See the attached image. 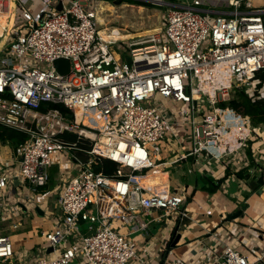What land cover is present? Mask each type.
I'll list each match as a JSON object with an SVG mask.
<instances>
[{"label": "built area", "instance_id": "1", "mask_svg": "<svg viewBox=\"0 0 264 264\" xmlns=\"http://www.w3.org/2000/svg\"><path fill=\"white\" fill-rule=\"evenodd\" d=\"M34 5L40 9L33 15ZM166 5L164 26L155 34L103 41L94 1L0 0V17L18 19L0 49V128L26 136L13 151L16 173L0 164V202L14 179L27 183L31 193L47 186L55 153L80 167L58 197L62 220L44 234L52 255L28 264L131 262L136 243L130 233L118 232L122 227L143 230L147 223L139 219L156 211L162 215L153 220L182 214L184 196L172 190L160 158L164 143H190L182 159L203 154L216 161L245 147L231 149L224 136L230 129L225 110L216 106L224 102L217 67L224 63L230 72L224 79L228 94L232 88L246 93L251 80L254 88L264 84V7L249 0ZM125 42L127 54L121 56L115 45ZM59 59L69 61L65 75L53 65ZM157 96L184 108L172 118L155 102ZM202 99L209 111L200 110ZM240 119L248 128V119ZM68 135L90 148L71 144ZM74 151L85 153L86 162ZM100 159L116 165L113 174L94 170ZM70 237L76 242H68ZM13 256L9 236L0 235V264H11ZM206 264L251 263L226 246Z\"/></svg>", "mask_w": 264, "mask_h": 264}, {"label": "crops", "instance_id": "2", "mask_svg": "<svg viewBox=\"0 0 264 264\" xmlns=\"http://www.w3.org/2000/svg\"><path fill=\"white\" fill-rule=\"evenodd\" d=\"M91 1L108 2L106 0ZM151 1V3L154 2V0ZM171 1L172 4H182L177 0ZM164 4L168 3L164 2ZM166 8H168L167 5ZM97 26L99 27V24ZM138 32L142 31L128 34ZM170 145H178L181 152L174 156L169 155L168 149H173ZM189 147L188 142L181 144L179 140L170 139L162 146L160 157L164 159V163L166 162L163 167L167 171L172 190L178 194L181 191V195L184 196V202L180 207L182 214H172L153 220L162 215V212L156 211L151 217L139 219L147 223V226L143 230H137V226H133L134 229H128L127 234L130 233L131 239L134 237L136 243V258L127 264H206L220 255L226 246H231L240 252L251 264H264V184L256 192H251L254 190L251 185L255 184L260 176H264V168L256 167L258 165L256 155L252 151L254 162L257 163L248 168L249 162L244 155L246 164L240 170H247L248 174L240 180L234 176V173L240 170L232 169L231 165L224 167L218 161L203 157V154L180 158L186 154ZM13 151L14 149L7 143L0 141L1 167L8 172L16 173L17 161ZM198 160L204 161L206 167L197 166ZM179 164H182L183 171L181 169L177 171H181L184 179L181 186H176L175 182L172 183L171 171L176 170L175 166ZM77 166L79 172L80 167ZM227 167L232 174L222 184L220 190L214 194L201 190L202 176L219 179L223 177ZM257 170L261 171V174L251 180L252 173ZM40 189L36 193H31L27 183L14 179L4 193L6 196H12V199L6 207L9 216L4 217V221L1 222L0 235H7L10 238L14 251L12 264H28L42 256L52 255L44 234L51 231L62 220V213L58 206L59 196L57 194L53 200L49 198L38 201L37 196L44 195L48 185L46 189ZM16 224L17 228L13 229V225ZM85 233L86 225H81L79 235ZM177 235L180 237L178 242L175 245L170 244L171 239ZM69 240L68 242L74 243L77 239L70 237ZM25 259L31 261L25 262Z\"/></svg>", "mask_w": 264, "mask_h": 264}, {"label": "rangeland", "instance_id": "3", "mask_svg": "<svg viewBox=\"0 0 264 264\" xmlns=\"http://www.w3.org/2000/svg\"><path fill=\"white\" fill-rule=\"evenodd\" d=\"M106 1L108 2H105V1L96 2L97 4V24H99L100 31H102L105 35H110L111 33L113 35H117V32H119L120 37H121L120 39H123L126 41L128 39H132L140 35L157 32L161 27L164 26L165 14L168 9L166 8L165 4L159 3L161 5L159 6V4H157L156 2H153L156 4L151 3L152 2L151 0H106ZM159 1L172 4L171 0H159ZM177 1L180 3H185L188 0H177ZM249 1L252 3V5H254V7H258V8L264 7V0H249ZM129 2H138L140 3V6L126 5V4H129ZM51 7L54 10V3H52ZM39 9H40V6L35 5L31 9V13L34 15L35 13L39 12ZM17 20L18 19H13V17H9V16L1 17L0 18V37L4 36V32L5 33L9 32L11 28L17 27V24L15 23ZM212 20H211V23H212ZM148 29H151V30H148ZM137 31H142V32H138L136 34H128V33H135ZM7 40H8L7 37H5V39H1L0 45L4 46ZM127 46H128L127 42L123 44L115 45L116 52L120 54L121 56H125L127 54ZM27 66L35 67L33 63H28ZM259 85L260 83L257 84V86ZM260 88L264 89V84ZM237 90L240 91V89H237ZM249 91L251 92V89L246 90L247 93H249ZM234 94H235L234 91H232L231 94L229 95L228 100L233 98ZM155 102L158 103V105L161 106L165 110V113L167 112L168 114L174 117H176L175 113H177L179 110L184 108L180 104H175V103L171 104L169 101L164 100L159 96L155 98ZM198 105L201 106L200 110L202 112L210 110V108L208 107L204 99L200 100ZM253 129L259 135H257L258 139H253L254 143L251 149L256 155V159L258 161V163L256 162L258 164L256 166L257 169L259 168L263 169L264 168V128L260 129L258 127V128H253ZM178 131L183 132L182 129H178ZM170 147L173 148V149L171 148L168 149V152H170L169 155L171 154V156H174L181 152L178 145H170ZM244 155H245L244 148H242L241 150L235 152L233 155L221 161H218V163L222 164L224 167L226 165L228 166L231 165L232 169L240 170V169H243L246 164ZM161 156L162 155L160 154V157ZM203 157L206 158V156L204 155ZM151 160H154V159L151 158ZM161 160L163 161L164 159L162 158ZM52 161H53L52 162L53 167L49 169L48 190L45 192L44 195H42L44 198H40L42 197L40 195L37 196L39 197L38 201H40V199L46 200L49 198L53 200L54 197L55 198L57 197V194L59 196L65 186V183H66L65 180L72 178L79 173L78 166L76 165V163H74L72 160H69L67 156H65L62 153H55L52 157ZM203 162L204 161L202 160H198L197 166L206 167V163H203ZM175 167H176V170L172 169L171 171V180H172V183L175 182L176 186H181V182L184 179L183 174L181 175V171H183L182 164L176 165ZM178 169H181V171L178 172L177 171ZM259 174H261V171L260 172H258V170L254 171L252 173L253 177H251V180H253V178H255ZM178 190L180 191L181 189H178ZM189 193H191V191H189ZM181 194L182 192L180 191V195ZM11 199H12V196H6V195H4V197L1 199L0 225H2L1 222L4 221V217L9 216L8 215L9 212L6 211V207L8 205V202ZM7 223L9 224V222ZM118 232L120 234H127L128 228L126 229V227H122ZM132 239L134 240V237ZM30 261H27V259H25V262H30ZM74 263H77V261H74Z\"/></svg>", "mask_w": 264, "mask_h": 264}, {"label": "trees", "instance_id": "4", "mask_svg": "<svg viewBox=\"0 0 264 264\" xmlns=\"http://www.w3.org/2000/svg\"><path fill=\"white\" fill-rule=\"evenodd\" d=\"M123 2V1H121ZM129 4L134 5H140L138 2H129ZM261 84L257 86V88H254L253 91H249V93H244L241 90H234V97L226 102H219L217 103V107L223 110L229 109L232 110L236 114H240L242 116L248 117L251 123L252 128H258V127H264V97L260 93ZM58 108L65 112V110L58 106ZM66 140L70 141V143H76L78 147H81L85 150H88L90 148V144L87 142H81L77 141L76 137L73 135H68L64 137ZM26 140V136L14 131L5 130L3 128H0V141L2 143H7L12 149H15L20 144H22ZM253 141H248L246 146L244 147V154L248 160V167H251L254 165V156L252 152V145ZM95 171H101L106 175H111L116 169V165L106 159H100L97 161V163L94 165ZM232 173H230L229 167L225 169L223 177L219 179H213L207 176H202L200 178V181L202 182L201 190L209 193L214 194L218 190H220L222 184L229 178V176ZM247 170H240L236 173H234V176L237 179H244L246 176ZM264 184V181L261 185H258L254 190H251V192H256L261 188ZM47 186L41 188L40 190L46 189ZM247 198V197H246ZM176 228V227H175ZM175 229L173 230V232ZM173 238L170 241V244L173 242ZM169 246V245H168Z\"/></svg>", "mask_w": 264, "mask_h": 264}, {"label": "bare ground", "instance_id": "5", "mask_svg": "<svg viewBox=\"0 0 264 264\" xmlns=\"http://www.w3.org/2000/svg\"><path fill=\"white\" fill-rule=\"evenodd\" d=\"M96 6V12H97V4L95 3ZM11 8V13H12V4L10 5ZM12 17V15H1V17ZM0 17V18H1ZM96 19H97V13H96ZM8 32H4V34H7ZM156 32L153 33H149V34H144V35H140L137 36L135 38L132 39H137V38H145L148 37L150 35L155 34ZM99 36L103 41H109V40H113V41H125L123 39H120V33L118 35H113L112 33L110 35H105L102 31L99 30ZM5 37H7V35L4 36L3 39H5ZM131 40V39H128ZM4 42V41H3ZM3 44V43H2ZM2 45H0L1 48ZM218 70L221 72V82H222V87H220V98L224 99V102L228 101L229 95L231 94L232 91H234L235 89L238 88H232L231 91L228 94V81L224 80L227 79V77L229 76L230 72L227 68L226 64H220L218 65ZM220 82V83H221ZM251 89V91L254 90V81L251 80L248 82L247 84V88L246 90ZM263 91V88L260 89V93ZM232 110L226 109L224 111V113L222 114V118L224 119V124L226 128H229L230 131H226V133L224 134L226 141L228 143H230L231 145V149H236L239 145L244 144L246 146V144L248 143V141H252L253 138H256L257 135H259L258 133L255 132V130L252 128L250 120L248 117H246L248 119L249 122V126L248 128L243 127L242 126V121L240 118H245V116H242L240 114H236V113H232ZM260 129L262 127H259ZM264 128V127H263ZM241 137V140H240ZM258 138V137H257Z\"/></svg>", "mask_w": 264, "mask_h": 264}, {"label": "water", "instance_id": "6", "mask_svg": "<svg viewBox=\"0 0 264 264\" xmlns=\"http://www.w3.org/2000/svg\"><path fill=\"white\" fill-rule=\"evenodd\" d=\"M57 10L60 11L61 10V6L58 5ZM125 62L127 65H129L130 63V59L128 57H125ZM54 67L57 69V71L62 74L65 75L69 72V61L66 59H59L54 61L53 63ZM74 155L79 159V161H81L82 163H85L87 160V155L81 151H74ZM264 181V176H260L255 184H252V188L255 189L256 186L261 185L262 182ZM260 192V191H259ZM179 235H177L176 237H174L173 242L171 243L172 245H175L178 240H179ZM50 251V249L48 250Z\"/></svg>", "mask_w": 264, "mask_h": 264}]
</instances>
